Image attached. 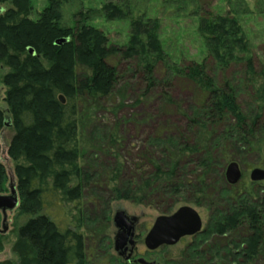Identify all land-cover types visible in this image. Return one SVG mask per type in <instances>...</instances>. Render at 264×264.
Segmentation results:
<instances>
[{"label":"trees","instance_id":"obj_1","mask_svg":"<svg viewBox=\"0 0 264 264\" xmlns=\"http://www.w3.org/2000/svg\"><path fill=\"white\" fill-rule=\"evenodd\" d=\"M263 2L243 12H264ZM3 3L9 5L0 11V66L7 69L1 75L6 111L0 109V134L6 125L13 130L5 149L13 167L3 163L0 141V194L9 191L12 178L22 221L14 227L15 260L0 264H87L86 238L101 234L93 213L103 202L168 210L186 202L210 210L217 199L225 200L227 210L213 212L204 230L183 237L179 248L158 249L161 264H264V195L252 189L253 181L238 187L225 178L227 163L240 166L245 153L258 152L264 143V60L252 52L239 5L199 18L207 53L201 61L166 64L170 78L193 87L184 121L158 125L133 154L119 121L103 125L99 114L108 107L116 113L125 100L105 105L123 92L110 61L115 56L142 55L146 90L159 87L165 106H179L170 78L154 75L155 64L165 60L157 19H131L128 44L118 46L84 21L85 12L75 26L63 24L62 0H48L36 19L29 16L32 0ZM100 11L107 20L127 17L112 1ZM234 66L239 69L232 73ZM87 194L94 198L91 213L83 206ZM63 207L69 214L64 227L56 221Z\"/></svg>","mask_w":264,"mask_h":264},{"label":"rangeland","instance_id":"obj_2","mask_svg":"<svg viewBox=\"0 0 264 264\" xmlns=\"http://www.w3.org/2000/svg\"><path fill=\"white\" fill-rule=\"evenodd\" d=\"M107 1H112L122 6L127 12V17L113 20L105 19L100 8ZM243 1L245 2H242L240 5L237 4V0H62L61 22L68 26H75L79 15L85 12L86 18L84 21L88 25L95 26L104 31L110 43L118 46H125L128 44L129 40L131 19H157L159 22L158 33L165 52V60L155 64L154 75L156 78L168 80L170 75L167 72V68H165L166 64L168 65L169 63L173 64L176 62L183 65L190 61H201L206 56L207 53L203 39L197 32L199 18L206 15L224 14L233 7L237 8V5H239L237 8L239 11L238 18L250 43L252 52L259 61L264 60V12L255 11L250 14L243 12L246 5L251 9L260 7L258 1L261 0ZM47 3L48 0H32V8L29 16L36 19ZM8 5V3L0 4V11L4 10ZM261 6H264V2ZM205 60L208 67H214L210 56H207ZM110 61L116 66L120 76V89L123 92H120L117 97H112L110 102H105V105L117 106L121 103L122 98L125 100L121 107L116 110V113L111 112L110 110H112V108L108 107V110L104 109L103 112H100L99 116L102 119L101 122L103 125L112 126L115 122L119 121L120 129L125 135L126 145L131 148L134 154L143 146L142 140L145 139L147 135L152 134L154 128L158 125L170 120L174 121V124L180 125L184 121L183 113L188 103L191 101L193 87L183 79H179L176 76L171 77L170 93L179 106L177 108L165 106L159 87L146 90L147 83L143 79L146 59L142 55L132 58H120L119 56H115L110 59ZM238 69L237 66H234L231 69L232 73L238 71ZM6 70L7 69H3L0 66V109L4 111H6V104L3 100L4 87L1 83V75ZM166 86L169 85H163V87ZM138 98H140V101L137 104L136 99ZM240 101L244 107L246 98L242 97ZM12 135L13 130L8 125L3 128L0 134V141L3 148V156H1V159L9 169H12L13 163L6 158L5 149ZM263 144L264 143H261L258 152L252 150L244 154L245 158H243L240 165L242 176L238 181V187L244 186L246 183H251L249 173L253 168H264V164H262V159L264 158L262 152ZM101 158H103V156L98 157L97 160ZM107 161L111 163L112 160L110 159ZM253 183L252 189L260 190V193L264 195V182L259 181L258 183ZM222 185L224 186V184ZM216 188L219 189L217 185ZM5 193H8V191ZM221 195L222 194H220V196ZM214 196L217 198L219 197L218 194ZM224 201L223 199L213 201L210 210L208 208L195 206L191 203L179 202L172 210L170 209L171 211L166 208L162 209V206L155 208L156 206L136 205L123 200H114L108 202V204L104 202L100 203V207L97 205L95 206L96 212L99 213L93 214L96 217L98 216L102 230L101 234L98 235L95 232L92 237L89 236L86 238V243L88 245L86 263L120 264L123 261L122 257L113 249L115 227L112 223V216L118 209H122L128 215L138 218L135 229L136 239L138 240L135 247L136 257L143 256L149 260H156L158 264H161L164 254L162 250H158L161 247L154 251H147L143 243V238L151 227L154 219L160 214L171 213L179 206L187 204L198 211L202 219V226L205 228L208 225L209 218L213 216V212L216 213L227 210V207L224 206ZM84 204L91 213L90 209L94 205V198L87 194L83 200V206ZM164 207L167 206L165 205ZM66 208V210L69 211L70 207L68 208L66 206ZM64 209V207L61 209L63 213L62 211L61 213L58 211V217L56 218V221L63 227L69 222L67 218L69 214ZM1 221L2 215L0 213V227ZM21 221L22 219L17 217L16 208L8 213V229L3 233V238H1L0 235V261L15 260V255L12 251V245L15 240L14 227L16 222ZM180 245L181 243H177L174 247L179 248Z\"/></svg>","mask_w":264,"mask_h":264},{"label":"water","instance_id":"obj_3","mask_svg":"<svg viewBox=\"0 0 264 264\" xmlns=\"http://www.w3.org/2000/svg\"><path fill=\"white\" fill-rule=\"evenodd\" d=\"M60 100L64 99L60 95ZM264 155V144L262 146ZM241 169L237 161H230L225 167V178L229 184H236L241 179ZM251 181L264 180V168L255 167L249 173ZM8 193L0 194V213L2 215L0 232L3 234L8 229V213L17 208L19 204L18 193L15 181L11 178L8 182ZM136 216L128 215L124 210L118 209L112 216V223L115 227L113 235V249L120 256L126 253L129 258L135 247L136 239L134 223ZM204 230L202 219L198 211L190 205H181L168 214L158 215L151 227L146 232L143 243L147 251H154L162 246L177 244L183 237L193 236ZM138 264H158L156 260H149L143 256L135 259Z\"/></svg>","mask_w":264,"mask_h":264},{"label":"flooded vegetation","instance_id":"obj_4","mask_svg":"<svg viewBox=\"0 0 264 264\" xmlns=\"http://www.w3.org/2000/svg\"><path fill=\"white\" fill-rule=\"evenodd\" d=\"M240 169H241V168H240ZM137 222H138V218H137V221L134 223V232H135V229H136V224H137ZM135 239H136V232H135ZM137 242H138V240L136 239V244H137ZM178 243H179V242H178ZM127 254H128V249H127L126 253L120 255V256L122 257V260L125 261V262H127V263H130V264H131V263H136V262H135V259H136L137 257H136V255H135V249H134L132 255H131L129 258L127 257Z\"/></svg>","mask_w":264,"mask_h":264}]
</instances>
